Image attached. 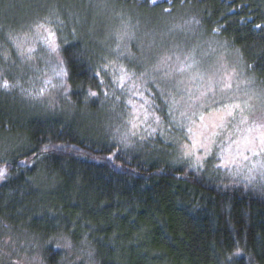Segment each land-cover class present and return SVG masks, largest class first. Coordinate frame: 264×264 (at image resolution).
<instances>
[{"label":"trees","instance_id":"obj_1","mask_svg":"<svg viewBox=\"0 0 264 264\" xmlns=\"http://www.w3.org/2000/svg\"><path fill=\"white\" fill-rule=\"evenodd\" d=\"M216 62L264 131V0H0V264H264V158L180 151Z\"/></svg>","mask_w":264,"mask_h":264},{"label":"rangeland","instance_id":"obj_2","mask_svg":"<svg viewBox=\"0 0 264 264\" xmlns=\"http://www.w3.org/2000/svg\"><path fill=\"white\" fill-rule=\"evenodd\" d=\"M169 63H171V66H172L173 59L171 60V62L168 59V62L166 64L168 65ZM214 69H216V71L219 70L217 72V76H213L210 78V76L208 75L203 78L199 76H195L191 78L189 76L186 77V75H184V78H182L181 82H179V84L182 83V85H179V86H183L184 91L186 92L185 96H187L186 103L183 104L184 108L182 110L184 112H187L185 110L188 109L189 110L188 113H191V127L193 131L197 133L196 139L198 141H201L207 144L209 143V141L204 140L203 137L199 135L200 133H204L205 136H212L213 132L220 133L219 135L212 136V140H214L215 143L210 144L211 151L215 149L214 147L216 146L217 143L221 144L219 148L222 147L223 149H226L228 147V137H231L233 140H236V139L242 138L243 136L255 137L261 133L256 130H253L251 133H248V131L246 130L245 132H243L242 136H238V138H237V134H234L237 126H240V128L238 129L242 130L243 125H245V123L243 124L240 123L241 112H242L243 117L246 119V121L248 120L246 118V112L242 111L243 108L233 109V112H235L236 110L239 111L238 114H239L240 121L239 120L237 121L236 119L234 120L231 117H228L227 118L228 123H227L226 128L224 129L213 128L214 124L221 123V117L224 116L227 111V109H223L222 107L217 108L216 106L220 105V103L223 102L221 101V99H223L224 97L227 100H230V97L232 95H229V94L231 91L234 90L233 82L235 79L234 74H231V72L228 69H226L225 66L220 64V62L217 63ZM188 70L189 69L185 67V72H188ZM163 71L166 72L164 77L166 80L165 85L167 86V88L175 87L176 86L175 83H177V81L172 78L173 72L171 70V67L170 66H166L165 68L163 67ZM196 78L199 80H197ZM228 83L231 84L230 88L225 87V84H228ZM210 84L212 85L211 90H209ZM248 87L249 86H247L246 88ZM204 91L208 92L207 98H201L199 100L196 99L198 96H200V93ZM234 91L239 94H237V98L234 99V101L229 104L230 106L238 104L240 105V107L241 106L244 108L248 107L252 111H255L254 107L256 108V105L255 104L251 105V103L254 102L251 96V93L255 92L254 90L249 88L248 90L245 89L244 91V87H242V88H236ZM201 117H203V119H201ZM234 121L236 122V124L234 123ZM259 122H260V119H259ZM259 122L258 120H256V122L252 126L258 127L260 125ZM4 139L0 136V161H4L6 158L5 153H10L12 151L10 149L14 147L13 145H10V141H14L13 137H9L6 135V138ZM233 146H232V150H234V152H228V151L225 152L227 154L225 155V163L227 164V166L241 164L242 162L246 163L252 157H255L250 152H245L244 154L249 156L250 159L244 160L242 157L236 155L237 145L233 144ZM180 151H181L182 158L184 160L196 166L202 165L208 156V153L205 152L203 149H200L198 145L196 148H193L191 139H189L187 142H185L181 146ZM186 152L189 154L185 155ZM258 156H261L264 158V152L260 153V155Z\"/></svg>","mask_w":264,"mask_h":264},{"label":"snow or ice","instance_id":"obj_3","mask_svg":"<svg viewBox=\"0 0 264 264\" xmlns=\"http://www.w3.org/2000/svg\"><path fill=\"white\" fill-rule=\"evenodd\" d=\"M151 2L153 4H155V3H157V0H151ZM256 27L259 28L261 26L257 25ZM37 28L38 29H40V28L44 29V31L47 33L45 40L48 43V46L51 48L52 51H56L58 45H56L55 40L53 39V37L55 36V33L52 32L51 29L45 27L44 24H38ZM28 51L32 52V51H34V49L30 48ZM29 58H31V57H29ZM187 67L191 68L192 65L189 64V65H187ZM180 71H185V68L181 67ZM61 72L63 73V69H61ZM63 74L66 75V73H63ZM97 75H99V73H97ZM123 79H124V77L122 76L121 81H123ZM101 83H103V82L101 81ZM14 86H16V85H10L7 80H4L2 83H0V87H2L4 90H9L11 87H14ZM121 86H123V85L121 84ZM225 87L230 88L231 84L230 83L225 84ZM211 88H212V85L210 84L209 90H211ZM89 95L90 96H96L97 93L90 91ZM207 95H208L207 91L201 92L200 96H198L196 99L199 100L201 98H207ZM222 108L227 109V111H226L225 115L221 117V123L214 124L213 128H218V129L226 128L227 123H228L227 118L231 117L232 119H235L233 109L234 108H236V109L240 108V105H238V104L231 105V106L230 105H223ZM133 115L136 119H139V117H136L135 114H133ZM146 119H147V117L145 116V120ZM201 119H203V117H201ZM157 122H159L158 118H157ZM129 123H132V121L130 120ZM240 123H242V124L247 123L246 119L242 115V112H241ZM133 126L135 127V124ZM247 131L249 133H251L253 131V129L251 127H249L247 129ZM187 132L189 134V139L192 140V147L196 148L198 145L200 149H203L208 154H211L210 144L215 143V141L212 140V136L220 134L219 132H213L212 136H205L204 133H200L199 135L201 137H203L204 140L209 141V143L206 144V143H203V142L198 141L196 139L197 133H195L191 127L187 128ZM233 144L237 145L236 155L242 157L244 160H249L250 157L245 155L244 154L245 152H250L253 156H258V155H260V153L264 152V132H261L258 136H255V137L243 136L242 138H239L236 140H233L231 137H228V147L226 149H223V151L231 152ZM44 150L47 151V148H45ZM188 154L189 153H187V152L185 153V155H188ZM219 159L221 160V163L218 164L217 167H226L227 164L225 163L224 157L220 156ZM6 178H7L6 170L3 168H0V179H6Z\"/></svg>","mask_w":264,"mask_h":264}]
</instances>
